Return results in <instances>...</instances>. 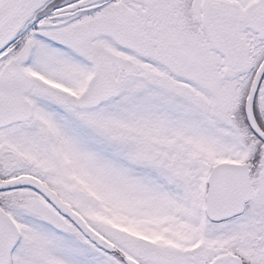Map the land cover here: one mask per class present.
<instances>
[{
    "label": "snow or ice",
    "instance_id": "snow-or-ice-1",
    "mask_svg": "<svg viewBox=\"0 0 264 264\" xmlns=\"http://www.w3.org/2000/svg\"><path fill=\"white\" fill-rule=\"evenodd\" d=\"M0 264H264V0H0Z\"/></svg>",
    "mask_w": 264,
    "mask_h": 264
}]
</instances>
